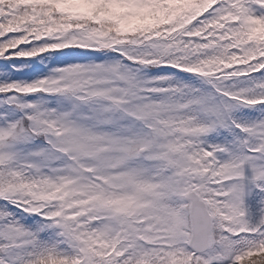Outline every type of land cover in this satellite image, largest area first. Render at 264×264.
<instances>
[{"label":"snow or ice","instance_id":"snow-or-ice-1","mask_svg":"<svg viewBox=\"0 0 264 264\" xmlns=\"http://www.w3.org/2000/svg\"><path fill=\"white\" fill-rule=\"evenodd\" d=\"M65 49L0 82V264H264V0H0V59Z\"/></svg>","mask_w":264,"mask_h":264},{"label":"rangeland","instance_id":"rangeland-1","mask_svg":"<svg viewBox=\"0 0 264 264\" xmlns=\"http://www.w3.org/2000/svg\"><path fill=\"white\" fill-rule=\"evenodd\" d=\"M90 54H79V53H74L72 55H67V56H62V58H57L54 61L51 62V67H42L41 69L30 71V73L23 74L19 78L23 81H36L38 79H42L46 77L50 70L54 67H63L68 64H73V63H87L89 62L86 57H88ZM118 58V57H117ZM98 62V61H97ZM31 81V82H33ZM249 206L251 207L253 214L258 210V204L257 201H255V197L251 198L249 201Z\"/></svg>","mask_w":264,"mask_h":264},{"label":"trees","instance_id":"trees-1","mask_svg":"<svg viewBox=\"0 0 264 264\" xmlns=\"http://www.w3.org/2000/svg\"><path fill=\"white\" fill-rule=\"evenodd\" d=\"M9 3V6L11 7L12 1H6ZM31 44H26V45H21L20 48L17 49V51L21 50H31L30 48ZM30 48V49H29ZM11 55V53H9ZM17 60L18 59H10V60H5V59H0V82L8 81L7 76L5 75L8 70H11V68H15L14 66L17 65ZM14 62V64L12 63ZM260 73L254 74V78L259 77ZM243 86V84L241 85ZM257 109L259 107L257 106L256 109H240L238 112H236V116L240 119H243L245 121H250V120H255L256 114L259 112ZM3 202H0L2 204ZM8 211L10 212H15L17 217H19L20 212L19 209L13 208L11 205L8 206Z\"/></svg>","mask_w":264,"mask_h":264}]
</instances>
